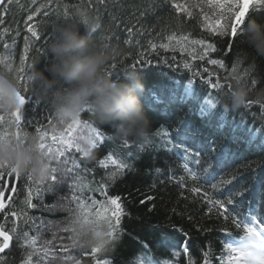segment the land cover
Returning a JSON list of instances; mask_svg holds the SVG:
<instances>
[{
  "label": "trees",
  "instance_id": "16d2710c",
  "mask_svg": "<svg viewBox=\"0 0 264 264\" xmlns=\"http://www.w3.org/2000/svg\"><path fill=\"white\" fill-rule=\"evenodd\" d=\"M46 3L47 0H36L35 4L32 0L14 2L11 11L3 16V23H0V61L14 69L25 68V73L21 74L24 77L22 82L28 86L29 91L26 94L27 102L24 107L22 125L25 118L32 121V127L26 128L25 131L29 134H37L34 131L36 126L47 129L45 148L52 147L54 151L56 148L63 147L60 143L61 139L79 143V138L83 135L93 137L97 141V148L92 150L94 154L86 161V164L94 171L86 174L83 182L78 183V187L71 193L69 191L71 182L68 185L58 186L54 194L43 193V204L51 206L54 209L52 211L41 204V193L38 189L43 187L42 184L33 183L31 188L32 202L38 206L36 209L16 207L12 204L13 198L24 201L29 191L26 185H22V191L13 193L7 191L9 184H5V191L0 193V199L3 197L4 204L9 199L5 207L12 205L13 210L18 213L15 218L16 226L20 230L25 229L24 212L26 211L35 220L37 227L30 228L28 238H24L20 236L19 231H11L13 219L6 218V212L0 211V227H4L12 236L10 248L6 250V254H0V264H13V262L20 264L21 259L25 258L23 249H35L37 253L48 252L45 264L52 258V251L62 253L59 242L56 249L49 251L43 248L41 243L33 244L32 241H39L41 233L45 239H52V231L49 227H42L39 230L37 228L41 221L46 224L49 222L59 224L64 221L68 215L65 207L68 200L64 198L74 195L76 191H79L82 197L81 204L85 205L79 209L81 214L89 219V226L103 232L108 223L105 206L101 204L96 207L93 203H89V200L93 199L90 195L92 190L90 184L93 176L99 180L101 177L108 179L112 175H115V179L109 181L106 191L112 196L119 195L122 198L125 208L122 227L127 234L124 235L116 251L107 253L101 251L96 254L100 264H145L147 258L153 259L154 264H223L228 256V240L240 236L245 224L244 219L252 214L259 221H262L264 217V213H260L264 209L262 208L264 202L260 203L254 197L258 193L264 194L262 191L264 190V130H262L264 114L253 107L251 113L241 108L229 110L228 115L225 116L222 110L223 104L217 110L207 108L203 97L213 90L203 83V80L208 78V73H203V69L207 67L209 72H219L223 76V70L207 63L210 58H219L228 66L230 75L243 76L246 71L248 76L244 82L249 84L250 99L255 100L258 94L264 91V56L248 48L241 38L233 41L218 35L213 30L205 29L203 25L207 23L203 17L211 13V10L206 11L207 8H211L207 5V0H202L201 3L195 0L193 5H198L197 7H189L192 4L186 2L185 7H188L189 12L192 13L191 16L174 9L171 5L175 1L169 0V3L162 4L155 13H149L145 17H140L138 12L133 14L136 6H150L153 0H103V3L101 0H53L54 9L57 4L60 5V19L55 15L48 18L36 14L33 21H27L30 9ZM261 7L264 6H250L248 19L256 18L258 21H264V11L260 10ZM65 8L74 15L78 11H85L88 23L89 21L99 23L98 32L93 33V41L101 48L122 52L118 59H114L116 62L123 61L130 65L135 63L137 58L151 61V63L137 65L145 83V90L140 100L150 122L146 138L139 140L119 138L114 126L95 122L92 114L87 110L82 113L81 123L74 126L70 137L67 126H58L55 122L48 124L50 112L53 115L50 105L31 87L26 77L30 74L28 65L33 66L34 62L38 61L37 66L44 69L49 63L47 46L52 37V28L62 22V13ZM237 10L232 9L233 12ZM204 11L207 13L204 14ZM229 15L231 13L225 8L224 25L229 23L227 19ZM113 16L115 19L112 18ZM84 18L80 17L78 21L82 32L88 29V23L86 25L83 23ZM26 25L37 28L41 36L39 41L31 38ZM129 27L133 29L131 36L127 32ZM170 35L178 38L187 35L189 39L170 41L168 39ZM26 36L29 37L27 51L25 50ZM195 39H205L206 43H214L217 51L200 59L203 50L202 46L191 43ZM150 43L155 44L156 47H150ZM5 44L8 45L7 48L4 47ZM160 44H167L169 47L166 50L160 48ZM228 45H232L231 52L228 51ZM185 63L189 65V68H184ZM253 64L255 72L245 67ZM233 68L236 70L235 73L232 71ZM127 70L121 68L119 78ZM194 72H200L203 76H193ZM189 79L193 81L192 89L201 97L199 101L191 97L185 98L184 93L188 88ZM252 79H256L258 83L252 85ZM231 82L233 84L234 80ZM156 97L160 98V103H156ZM200 113L204 114L206 123L200 121ZM0 115H3L6 120L11 119L8 113L0 112ZM85 121L88 124H85ZM242 121L246 122V125ZM0 125H2L0 131L8 130V126L3 122H0ZM193 125L208 128L191 130L189 127ZM97 129L99 136L95 134ZM12 130L15 131L14 128ZM215 133H221L222 137L216 138ZM181 136L187 137V140L179 141L178 138ZM170 137L173 138L171 143H169ZM213 140H215V149L203 153L202 161L209 169H215L214 164L217 165L218 160H224L227 165L213 183H218L221 177L229 178L232 173H235L236 180L233 184L237 185L238 191H244L248 201L251 200L254 204L253 207L247 208L245 199L239 196L234 197L241 203L230 206L235 208V212L229 213L225 232L220 230V221L214 215L215 208H212L209 213L208 208L200 203V201H207L203 191L197 194L189 190L191 187L202 185L209 194H213L211 185L202 183L198 176L193 181L191 176L181 169L174 154L178 149L176 146L178 142L194 146L207 145ZM179 148L183 149V147ZM74 155L81 160L84 159L83 154L74 153ZM98 160H103L106 167L93 163ZM120 165H126V167H120ZM157 168L160 169L159 172L155 171ZM173 173H176L174 177ZM33 180L38 181L34 177ZM260 182L262 185H259ZM10 184L16 187L17 181H11ZM226 190L222 189V191ZM96 191L99 194L98 189ZM5 196L8 198L4 199ZM94 207L95 211H93ZM112 207L107 205L108 216L111 215ZM239 208L246 209L243 220L239 216L241 213ZM96 212L100 215L97 216ZM210 215L211 218H209ZM180 229H183L190 237L195 260L190 259L187 250L183 248L178 251V256H168L170 248H175L170 246L183 239ZM205 229L215 230L205 231ZM78 238L77 233L76 239ZM83 262L95 264L91 256L84 257Z\"/></svg>",
  "mask_w": 264,
  "mask_h": 264
},
{
  "label": "snow or ice",
  "instance_id": "6c2138e0",
  "mask_svg": "<svg viewBox=\"0 0 264 264\" xmlns=\"http://www.w3.org/2000/svg\"><path fill=\"white\" fill-rule=\"evenodd\" d=\"M15 3H19V0H0V23H3V16H6L9 11H11V6ZM33 4L36 3V0H32ZM103 3V0H101ZM169 3V0H153V3L149 5H138L136 6V10L134 11V15L136 12L139 13L140 17H145L149 13H155L156 10L162 6V4ZM53 0H47L46 4H40L37 7H34L29 10L27 15V21L31 22L33 21V17L36 14H41L43 17L51 18L53 15L57 16L58 19L61 18V14L59 13L60 5H56V8L54 9L52 7ZM207 5L209 7L219 9L220 15L223 16L225 12V8L231 15L227 17L229 23L227 25H224L221 27L219 23L217 25L212 26L213 31H215L218 35L228 37L232 39L233 41H236L240 39L244 32V27L246 25V22L248 21V14L250 12V6L257 5V6H264V0H207ZM174 9L178 11H182L184 14L191 16L192 13L189 12L188 7H185L182 4L179 3H172L171 5ZM198 5H190L189 7H197ZM141 8L143 10H141ZM236 8L238 11L233 12L232 9ZM261 11H264V7L260 8ZM115 19V17H112ZM80 17L77 15L71 14L67 8L64 9V12L62 13V24L65 25H76L79 28H81L80 23L78 22ZM59 23V24H60ZM83 23L86 25L88 23V19L84 18ZM55 26V25H54ZM54 26L52 28V37L54 38ZM27 32L31 34V38H33L35 41H39L41 39L40 33L38 32L36 27H33L31 25H26ZM100 27V26H99ZM99 27L95 29V31L88 32L85 31V34L89 35V38L93 40V33H97L99 30ZM230 28V31H229ZM127 32L129 36L133 34V29L129 27L127 29ZM139 34V32H138ZM168 39L170 41L179 39L180 41H187L189 37L187 35H182L179 38L175 35L168 36ZM194 45H200L202 46L203 55L200 56V59H204L205 56H209L210 53H214L217 51V47L214 43L209 42L206 43L205 39H195L191 41ZM29 45V37H25V50L27 51ZM152 48H155V44L149 45ZM5 48L8 47L7 44L4 45ZM160 48L168 49L169 45L167 44H160ZM39 51V50H37ZM228 51H232V45H228ZM143 54H141L142 56ZM173 61H175V57L172 58ZM142 63H151V61L142 60L140 58H137L135 63L132 64H126L123 61L116 62L115 60L111 61L109 65L106 68V71L110 76H112L114 79H119V72L121 68L125 69H136L137 65H140ZM167 63V61H165ZM207 63L217 66L219 69L224 71V75L221 76L219 72H209V69L205 67L203 69V73H208V78L206 80H203V83L210 87L213 91L207 93L204 97V104L209 109L217 110L221 108V105L223 104L224 100V93L231 92L233 84L232 80L244 82L247 80L248 73L244 71V75H235V74H229L228 66L224 62V60L219 58H210L207 60ZM21 64H23V60H21ZM0 71L6 70L9 67H11L8 64H4L3 61H0ZM245 67L252 69L253 72H255V65H246ZM12 68V67H11ZM184 68H189V65L187 63L184 64ZM28 69L31 72L32 65H28ZM233 73H235V68H233ZM25 73V68L20 67L19 69H15L14 72H10L9 75L16 80V82L20 86V91L17 92V98L19 100L20 107L9 114L10 120H6L3 115H0V122H3L4 125L8 126L7 131H0V136H8V137H14L15 139L19 140L22 133H28L25 131L26 128L32 127V121L24 119V123L22 125V117H24V106L27 102V93L29 91L28 86L23 83L24 77L21 75ZM193 76L196 77H202L203 74L200 72H194ZM27 81L30 82V75L28 74L26 77ZM192 79H189L188 81V88L185 91L184 95L185 98L191 97L194 100L199 101L201 99L200 96L196 94V92L192 89ZM246 83V82H244ZM258 81L256 79L251 80V84L255 85ZM248 84V83H247ZM249 85V84H248ZM156 103H160V98L156 97ZM255 107L258 108L262 114H264V100L259 99H249L246 103V106L242 109L247 110L249 113H251V109ZM225 116L228 115L229 110L226 111L224 108L222 109ZM88 112H91V110H87ZM0 112H4L2 108H0ZM48 124H53L54 117L53 115L49 114V117L47 119ZM81 123V119L75 122V124H70L67 126V132L68 136L70 137L72 135V131L74 129V126L79 125ZM85 124H88L87 121L84 122ZM246 125V122L242 121ZM11 126V127H10ZM90 126V125H89ZM2 127V125H0ZM15 128V131L12 129ZM255 130V127L253 128V131ZM264 130V129H262ZM35 133H37L40 137V144L39 149L41 153L50 159V163L52 164L51 172L48 178L44 181H34L33 175L31 173H25L20 174L19 172L15 171L12 168H9L7 166H0V193H3L5 191V184H9L7 191L16 193L18 190L22 191V185H26L29 189L28 193L25 196L24 201H18L15 198H13L12 204L16 207H26L31 209H36L38 206L37 204L32 202V184H42L43 187L38 189V191L41 193L40 199L41 204L43 207H46L49 209V211L54 210L51 206L44 205L42 194L46 192H52L53 194L56 191V188L58 186L62 185H68L69 182H71V186L69 188L70 193L73 192L74 189L78 187V183H82L83 179L86 174L92 173L94 169L89 168L86 164V161L89 160V153L85 151V149L80 145V143L73 141V140H60V143L63 145V147L56 148L55 151L52 147L45 148V139L47 136V129H44L41 126H36L34 128ZM29 134V133H28ZM95 134L99 136V130H95ZM53 139L55 140V135L53 136ZM172 139L170 137L169 143L172 142ZM179 141L187 140V137H179ZM17 147H21V145H16ZM178 148L183 147V155L180 157L184 160V168L183 171L187 172L189 176H191L192 180L195 181L197 179L196 173L192 171V166H198L199 170L202 173H206L208 171L207 166H205L204 162L201 159V155L203 153H207L210 150L215 149V140H213L211 143L207 145H184L180 142L176 145ZM97 148V141L95 139H92L89 152L91 153V156L94 154L93 149ZM75 154H83L84 159L81 160L79 157ZM55 156V159H52V156ZM191 161V164L189 163ZM98 163L101 167H106L103 160H98L93 162ZM115 163V161H113ZM226 162L224 160H218L217 161V168L213 170L214 174L210 176L205 183H208L211 185V188L214 190L213 194H209L207 189H204L202 185H198L195 187H191L189 190L192 193H201L203 191L204 196L207 198V201H200L202 205L206 208H208L209 213H211L212 208H215V218L220 221L221 229L225 232V229L228 226V218L230 212H235V208H230L234 203L238 204L241 203L240 200H235L234 197L239 196L243 199H247V195L244 191H238L237 185L233 184V181L236 180L235 173H232L229 178L221 177L218 183H212V180L215 179V176L219 174V171H222L226 167ZM120 167H126V165H120ZM155 171L159 172L160 169L157 168ZM176 175V173H173V177ZM172 177H170L171 179ZM115 179V175H112L108 179H105L104 177H101L99 180H96L95 177H92V181L90 184V188L92 189L90 192V195L93 197L92 200H89V203H93L96 207H99L101 204L105 206V216L108 221L107 228L101 232H98V235L102 238L106 236L107 239L103 240V243L100 245V248H91L86 249L82 251L76 250L72 246V242L76 239L78 229L84 228L86 226H89V219L84 218V216L80 212V208L85 206L81 204L82 197L80 196L79 191H76L74 195H70L68 197H65L64 199L68 200V204L65 206L66 211L68 213L67 217L64 221H61L59 224L51 223L46 224L45 222L41 221V224L37 228L42 227H49L52 231V239L47 240L43 237V233H41L40 240H33L32 243H41L43 248L48 249L49 251L57 248V242H59V248L62 250V253L60 251H52L51 255L52 258L48 259L47 264H84L83 258L86 256H91L95 264H100L99 260L96 259V254L100 253L101 251L104 252H114L118 249L119 243L122 242L124 235H126V231L122 227V218L125 215V208L124 204L122 203V198L119 195L112 196L108 191H106V185L109 183L110 180ZM182 179H184L182 177ZM11 181H17V186L12 187L10 182ZM186 182V181H185ZM229 185H232V187H228ZM98 193L97 194V190ZM222 189H227L226 191H222ZM264 191V190H262ZM218 193V195H216ZM258 197L261 201H264V195L258 194ZM8 197L5 196L4 199H7ZM86 198V197H85ZM107 205L113 206L111 208V215H107ZM211 205V207H209ZM262 208H264V204H262ZM0 211L6 212V218H12L13 219V227L11 231H19L20 236L24 238H28L29 236V229L33 227H37L35 220L31 217V215L28 212H24V224L25 229L20 230L16 226V217L18 216V213L13 210L12 205H9L8 208L5 207V204L3 203V200H0ZM93 211H95V207L93 208ZM96 215L99 216L100 213L96 212ZM191 218V217H190ZM211 218V215L209 216ZM215 229H205V231H214ZM63 233V235H61ZM180 234L183 237V239H180L178 243H174L170 247H175L178 251L183 248L187 250V253L190 257V259L195 260L194 255L192 254V245L190 243V237L186 232H184L183 229H180ZM0 237H2V241H0V254H6V250L10 248V241L12 239V236L9 231L5 230L4 227H0ZM19 240V238H18ZM6 245V246H5ZM106 245V247H105ZM103 249V250H102ZM236 251V250H234ZM24 257L21 259L20 264H45V259L48 256V252L41 251L40 253H37L35 249L29 250V249H23ZM64 257H67V259H64ZM15 264V262H13ZM239 264H247V258H245L240 253V260ZM261 264H264V260H261Z\"/></svg>",
  "mask_w": 264,
  "mask_h": 264
},
{
  "label": "clouds",
  "instance_id": "9594fccd",
  "mask_svg": "<svg viewBox=\"0 0 264 264\" xmlns=\"http://www.w3.org/2000/svg\"><path fill=\"white\" fill-rule=\"evenodd\" d=\"M76 15L85 17L87 13L78 11ZM98 27V22L89 21L87 31H95ZM54 33L47 46L49 63L40 69L39 62L35 61L29 75L31 87L49 103L55 124H75L85 110H91L94 121L114 126L119 138H146L150 122L140 100L145 90L141 73L129 68L119 79H114L106 68L122 52L101 48L76 25L56 24ZM241 40L255 53L264 56V21L248 19ZM14 71L11 67L0 71V108L8 114L20 107L17 98L20 86L9 75ZM250 94L247 83L234 80L231 92L224 93L223 108L234 111L245 107ZM257 99L264 100V91ZM92 139L89 135L79 138L89 158ZM40 142L37 134L22 133L19 140L0 136V166L20 174L31 173L38 181L46 180L52 164L49 157L41 153ZM18 144L21 147H17ZM52 159H55L54 155ZM98 232L93 226L78 229L79 238L72 246L78 251L100 248L107 237L102 240Z\"/></svg>",
  "mask_w": 264,
  "mask_h": 264
},
{
  "label": "rangeland",
  "instance_id": "374dc122",
  "mask_svg": "<svg viewBox=\"0 0 264 264\" xmlns=\"http://www.w3.org/2000/svg\"><path fill=\"white\" fill-rule=\"evenodd\" d=\"M174 1H175V3H179V4H182V5L185 6L186 2H190L193 5L195 0H174ZM196 1L198 3L202 2V0H196ZM206 7H207V5H206ZM206 11H210L211 13H208L209 15L206 16L208 18L203 17L204 21L207 23V25H203V27L205 29L213 30L212 26L217 25V23H219V25L221 27L224 26V18H223V16L220 15V11L219 10H216V9L211 7V8H207ZM206 11H204V14L207 13ZM199 118H200V121H202L203 123H206V120L204 118V114L203 113H200ZM189 128L191 130H195V129H201V128L207 129L208 127H200V126H197V125H193V126H191ZM221 135H222L221 133H215L214 134V136L216 138H221L222 137ZM232 250H235V249H232ZM261 250H263L262 247L256 246V247H253V252L252 253H248L245 250L244 246L242 248L238 247L237 250L233 251V253H232V257H234V259L232 260V263L239 264L240 253H241L245 258H247V264H261V260H264V252L261 255L260 254ZM255 261H258V262L255 263Z\"/></svg>",
  "mask_w": 264,
  "mask_h": 264
},
{
  "label": "water",
  "instance_id": "95a60500",
  "mask_svg": "<svg viewBox=\"0 0 264 264\" xmlns=\"http://www.w3.org/2000/svg\"><path fill=\"white\" fill-rule=\"evenodd\" d=\"M25 107V106H24ZM22 122H23V117H22ZM14 130H15V128H14ZM1 200H3V197L1 198ZM9 200V199H8ZM7 200V201H8ZM7 201H6V203H5V206H6V204H7ZM6 246V245H5Z\"/></svg>",
  "mask_w": 264,
  "mask_h": 264
}]
</instances>
